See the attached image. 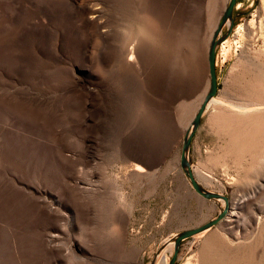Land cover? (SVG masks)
Listing matches in <instances>:
<instances>
[{
  "label": "rangeland",
  "instance_id": "374dc122",
  "mask_svg": "<svg viewBox=\"0 0 264 264\" xmlns=\"http://www.w3.org/2000/svg\"><path fill=\"white\" fill-rule=\"evenodd\" d=\"M225 3L0 0V264H149L217 213L178 154ZM232 13L189 150L228 207L174 264H264V0Z\"/></svg>",
  "mask_w": 264,
  "mask_h": 264
},
{
  "label": "water",
  "instance_id": "95a60500",
  "mask_svg": "<svg viewBox=\"0 0 264 264\" xmlns=\"http://www.w3.org/2000/svg\"><path fill=\"white\" fill-rule=\"evenodd\" d=\"M234 5H235V0H226L223 10L220 14L219 21L211 32V36L207 44L206 55H205V64L207 70V86L198 106L193 112V115L182 134L181 143L179 147V154H178L179 168L184 178L186 179L187 183L189 184L190 188L194 192V194L203 200H208L213 202L214 204H217L218 211L213 217L205 220L204 222L196 226L175 232L155 250V253L152 256L151 260L149 261V264H154L156 256L163 249V247L169 243H171L172 245V252L165 264H174L175 254L179 243L186 238L196 235H202L205 231L210 229L212 226L216 225L219 221L222 220L223 215L225 214V211L228 207V198L225 195L206 189L205 187L200 185L193 177V174L190 169L189 150H190L191 138L199 124L200 117L203 111L205 110L208 102L215 95V91H216V77L214 71L215 48L228 35L233 23V18L239 15V13H232ZM223 25L226 28L224 32L221 33L220 31ZM220 201L223 202V206H220L219 204Z\"/></svg>",
  "mask_w": 264,
  "mask_h": 264
},
{
  "label": "bare ground",
  "instance_id": "6f19581e",
  "mask_svg": "<svg viewBox=\"0 0 264 264\" xmlns=\"http://www.w3.org/2000/svg\"><path fill=\"white\" fill-rule=\"evenodd\" d=\"M217 102H218V101L213 97V98L208 102L207 106L210 105V104H212V103L215 104V103H217ZM243 109H245V108H243ZM238 206H239L238 203H236V204L234 205L235 208H238ZM228 212H229L228 215H229V214H230V215H231V214H234V211H232V210H231V211H228ZM236 214H237V213H236ZM228 215H227V216H228ZM212 237H213V236H210V238H212ZM208 259H209V258H208ZM208 259H207V260H208ZM202 261H203V259H202ZM208 261H209V260H208ZM162 262H163V264H165V263H166V258H162ZM202 264H203V262H202ZM210 264H211V263H210ZM213 264H214V263H213Z\"/></svg>",
  "mask_w": 264,
  "mask_h": 264
}]
</instances>
